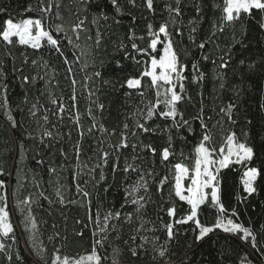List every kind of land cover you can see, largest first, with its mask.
I'll return each instance as SVG.
<instances>
[{
  "label": "trees",
  "instance_id": "1",
  "mask_svg": "<svg viewBox=\"0 0 264 264\" xmlns=\"http://www.w3.org/2000/svg\"><path fill=\"white\" fill-rule=\"evenodd\" d=\"M59 2L62 4L60 9L62 19L55 21L53 16L52 20L63 24L69 35H72L70 26L77 20V15L73 13H77L81 19H86V27L91 29L93 36L97 31V28L91 24L93 16L98 15L102 8L108 19L99 22V30L103 34L101 44L96 50L93 63L84 71H81L84 58L81 64L66 65L63 57L50 55L47 48L40 52L20 46L6 50V46L0 43V72L5 73L0 76V89L4 85L7 86L8 102L6 108L5 96L0 95V170L4 173L0 175V180L6 185L10 223L14 230L7 238L0 237V243L6 246L0 250V264H46V262L51 264L57 249L60 250L61 258L68 256L70 259H78L81 255L90 254L93 245L92 226L84 228L83 224L75 223L77 219L88 222L87 208L81 207L79 203L81 197L76 195L75 184L71 180L72 174L77 171L81 172V181L89 177L84 175L87 169L81 170L76 167L73 146L80 140V135L76 124L69 117L70 114L74 117L79 113L80 124L84 131L80 156L82 162L92 166L96 163L99 154L96 146L100 134L88 133L93 122L88 116L89 108L92 109L99 123L109 131L115 129L114 136L104 137V148L111 152L109 145L118 142L123 124L127 122L130 129L134 127L131 114L137 108H143L149 100L154 101V92L149 87L150 78L143 77L142 88L127 89L126 87V80L131 77L140 78L144 70V62L150 63V57L137 55L133 51L132 43H136L141 48L146 47L151 39L148 35V26H152L153 32H158L159 27L164 24L167 25L169 39L179 62L186 65L183 73L186 77L183 81L186 88L185 99L178 108L184 114V119L192 123L195 133L189 135L187 129H183V134L187 137L185 141L177 137L173 129L174 155H171L169 161L164 162L163 165L159 154L168 147V133L162 132L157 125H163L164 121L156 117L149 121V124L157 129L155 134L142 133L140 137L129 135L130 145L151 144L157 151V155L153 156L150 151L141 152L139 147L137 148L140 158L134 163L145 172L152 170L155 173V182L150 180L151 199L140 215L144 220L149 221L144 224L145 229L154 227L156 230L141 231L137 235L135 244L141 243L140 236H147L149 240L159 236L161 239L158 243H163L166 235L162 229V222L170 219L166 213L168 207L173 205L176 207L177 217L185 214L188 206L174 196L169 197L171 177L161 191H157V187L158 181L168 175L171 164L179 162L189 166L192 164V161L185 157L194 151V145L200 138V121L194 117L199 112L201 93H203L205 112L213 117L209 123L215 125L212 128L210 147L214 146L218 150L223 138L231 131H234L241 141L245 139L244 132L249 134L247 142L254 148L255 156L248 166L262 170L255 184L257 191L251 196L243 192V185L240 183L243 168L241 165H231L221 172V196L222 202L229 210L237 209L238 216L233 218L234 221L258 234L261 247L252 249L250 244H245L232 234L222 233L220 230L210 234L212 238L207 242L193 243L192 229L195 226L189 222L186 225L176 226L179 231L170 244L166 259L170 258L176 264L181 262L182 264H243L241 258L246 255L247 264H264L262 258L264 254V228H262L264 226V111L261 110V105L264 104V29L260 27V24L264 23V14L253 10L251 16L245 14L242 19L227 24L223 31H219L214 29L213 25L221 24L223 0H181L179 16L168 11L169 6L176 7V0H153L152 11L148 10L146 0H135V6L129 0H117L121 9L119 14L109 0H95L91 5L81 4L79 0H59ZM29 6L32 11H26ZM197 7L200 9L199 13ZM0 8L6 9L5 12H0V25L9 18L19 23L28 18L38 19L43 15L39 11L37 0H0ZM85 8L88 10L84 11ZM45 26L47 27V24ZM193 28L196 29L195 32L192 31ZM178 31L182 35H177ZM213 31H215L214 36ZM87 34L81 33L79 43L82 47L85 45ZM130 36L133 39H129ZM160 38L163 40L162 34ZM201 42H205L204 49L198 47ZM44 43L46 42L42 41V44ZM162 46L160 44L158 48ZM66 51L70 56L71 49ZM24 54L27 56V63ZM132 56H136L141 63H135L131 59ZM204 56L208 59H203ZM221 57L225 59L230 57L228 68H218ZM33 60L37 62L35 65L32 64ZM253 63L256 69L250 72L248 66ZM193 64H196L204 74L203 80L198 83H192ZM69 66L72 67L77 80L75 89L72 87L73 77L67 72ZM94 71L101 75L93 76ZM200 72L195 74L199 75ZM24 76L29 77V81L32 77H36V80L34 83L24 84L22 81ZM86 76L91 77L87 85L84 84ZM220 76H224L223 90L219 89ZM89 88L94 95L90 96ZM140 91H145L144 103H141V97L137 94ZM125 92H130L131 95H125ZM237 92L239 95L236 94ZM73 94L76 96L75 102L72 100ZM189 96L191 100L187 98ZM52 100H57L65 106L62 119L57 105L53 104ZM96 102L104 105L102 113L96 107ZM230 102L237 105L234 110L236 123H228L225 117L221 127L216 124L218 119L216 114L221 107H226ZM73 103L76 105L75 108L72 107ZM33 105H36L35 109ZM32 111H36V116L31 115ZM8 115H11L16 127H12ZM44 115L48 116L47 122L43 119ZM126 117L129 118L126 120ZM249 120L252 121L251 124L248 123ZM44 131H51L53 134L51 139L45 138L48 147L40 143ZM22 151L23 155H21ZM62 152L67 155H63ZM133 155L131 147L124 150L119 158L121 169L125 160L133 162ZM40 159L44 161L42 165L36 162ZM114 162L116 157L112 156L103 169L107 179L100 186L99 197L91 183L87 185V190L92 193L93 213L99 207L101 216L110 209L134 212L133 205L129 204L121 209V204L124 203L125 188L137 180L139 172L126 175L120 171L113 174L111 167ZM50 168L55 169V173H51ZM99 171L100 169H97V173ZM187 183L188 181H185V184ZM59 185L64 186L62 191L65 200L75 198L77 203H66L61 206L56 196V188ZM104 188L109 190L105 192ZM238 196H247V199L238 200ZM26 199L31 201L30 205L22 203ZM29 213L37 224L35 230H30L31 222L25 219ZM199 218L204 223L214 222L213 212L209 208H205ZM139 223L140 221L133 216L132 223L123 224L118 238L115 232L111 234L109 243L120 247L123 253L120 259L125 264H153L152 256L155 253L151 243L144 246L148 251H141L140 259L132 257L128 251L130 246H135L130 236L134 234ZM53 225L56 227L54 228ZM78 230H83L84 235L77 236L75 233ZM56 232L60 233V237L50 240L49 237H53ZM34 233L38 236L35 243L42 244L45 249L42 253L43 258L37 255L39 249L33 250ZM12 235L15 236L16 242H13ZM124 241H128V244ZM101 252H104V249H101ZM107 252H111L110 247ZM17 256L20 259H17ZM105 264L109 262L106 261Z\"/></svg>",
  "mask_w": 264,
  "mask_h": 264
},
{
  "label": "snow or ice",
  "instance_id": "2",
  "mask_svg": "<svg viewBox=\"0 0 264 264\" xmlns=\"http://www.w3.org/2000/svg\"><path fill=\"white\" fill-rule=\"evenodd\" d=\"M81 4L91 5L95 3V0H79ZM112 7L116 9L117 14L121 12L117 0H109ZM130 3L135 6V0H129ZM38 8L43 15L38 19H24L19 23L13 21L9 18L0 25V43L6 46V50H10L13 47L20 46L24 48H30L35 52H40L44 48H47L50 55H57L63 57V62L66 65L81 64L82 58L84 62L81 64V71L88 68L94 61L96 50L100 47L102 40V32L99 30L100 20L107 21L108 17L104 14L103 9L98 15L93 16L91 24L93 27L97 28L95 35L91 34V29L86 27V19L79 18L77 13V20L74 24L70 26V31L72 35L68 34L65 26L61 23H55L52 18L55 17V21L62 19L60 9L62 7L59 0H37ZM181 0H176V7H168L170 14L174 13L175 16L181 14L180 5ZM146 5L149 11L153 10V0H146ZM55 9V11H53ZM87 11L88 9H83ZM253 10L260 14H264V0H223V6L221 8V24L219 26L213 25L214 29L223 31L227 24H231L234 21L243 18V15L251 16ZM6 9L0 8V12H5ZM26 11H32L31 6L26 9ZM200 9L197 7V12ZM174 22V21H173ZM47 24V27L45 26ZM149 37H151L149 43L146 47L141 48L136 43H132V49L137 55H143L150 57V63L144 62V70L140 74V78L131 77L126 80L127 89H139L142 88L143 77L150 78V89L154 92V101L149 100L147 104H144L143 108H137L131 117L134 120V127L130 129L127 122L123 124V128L120 132V138L117 143L110 144L109 147L112 149L111 152L105 150L104 137H111L116 134L115 129L109 131L102 123H99L93 114L91 108L88 110V116L93 121L88 129L89 134L99 133L100 138L97 142L96 151L99 153L96 157V163L90 166L80 160L82 153L81 143L84 137L83 127L80 124L79 113L74 117L70 114V119L76 124L77 129H79L80 140L76 142L73 146V153L76 158L77 169H87L84 175L88 176L89 179L81 181V172L77 171L72 174L71 180L75 184L76 195L81 197L79 201L81 207L87 208V223L82 220L77 219L76 224H83L84 228H88L89 225L92 226L93 235V245L90 254L81 255L78 259H70L68 256L61 258L59 255L60 250L57 249L53 254L51 259V264H105L106 261L109 264H125L122 262L120 257L122 256V251L119 246L111 245L109 243L111 234L116 233L117 238L120 235V231L125 223H132L133 216L140 221L139 225L135 228L134 234L130 236L133 245L130 246L128 251L131 256L140 259V252H147L148 250L144 247L146 244L151 243L152 250L155 253L152 256L153 264H176L170 258L166 259L169 254L170 244L175 239L177 232V225H186L191 222L194 224L193 231V243L199 244L201 242H207L211 240L210 234H214L216 230H220L222 233L232 234L236 239L242 241L245 244H250L252 249H258L261 247L260 240L258 239V234L255 233L249 227H245L240 223L234 221V217L238 216L237 209L228 207L222 202L221 196V172L224 169L229 168L231 165H241L243 168L240 183L243 185V192L251 196L257 191L255 187L256 181L262 174V170L256 167H249V163L253 160L255 156L254 148L250 146L247 142L248 132H244L243 135L245 139L243 141L238 139L237 134L234 131L229 132L225 138H223V143L217 150L214 146L210 147L212 141V128L215 125L209 122L213 120L211 115H207L204 107V97L201 93V102L199 107V112L194 117L200 121L199 128L200 138L194 145V151L190 153L185 159L192 161V164L185 165L182 162L171 164L169 167L168 175H165L158 181L157 191H161L166 183H169V177H171L170 182V192L169 197H175L179 201L186 204L188 207L185 209V214L177 217V209L173 205L166 209L167 216L170 218L168 221L162 222V229L165 232L166 238L163 243H158L161 239L159 236H154L149 240L147 236H140L141 243L136 245L135 241L137 235L141 231H155L153 228H144L145 223L149 221L144 220L140 215L142 210L145 208L146 204L150 201V180L155 182V173L152 170L145 172L143 169L139 168L134 161L139 159L140 156L137 153V148L140 151H150L153 156L157 155V151L151 144H129V135L132 137H140L143 134H155L156 128H153L149 121L154 117L164 121L163 125H157L162 132L168 133V147L164 148L160 155L161 164L169 161V157L174 155L172 151L173 145V129H175V134L177 137L187 141V137L183 134V129H187L189 135L195 133V129L192 123L184 119V114L179 111L178 105L185 99L186 88L183 81L186 77L183 73L186 70V65L179 62L178 55L174 51L171 40L169 39V32L167 31V25H161L158 32H153L152 26L149 25ZM260 27L264 29V23L260 24ZM193 32L196 31L195 28L192 29ZM63 33V35H60ZM81 33H88L85 36V45L82 47L79 41L81 40ZM161 34L163 35V40H161ZM177 35H182L181 32H177ZM212 35H215L213 31ZM74 37V39H73ZM133 39V37H129ZM42 41L46 42L42 44ZM66 41V43H64ZM194 42V41H193ZM162 44V48H158V45ZM123 47V45H121ZM198 47L200 49L205 48V42H201ZM71 49V55L66 51V49ZM151 49V51H149ZM25 55V63H27V56ZM158 57V58H157ZM131 59L140 64L141 61L136 59V56H132ZM203 59L207 60L208 57L204 56ZM221 63L218 65L219 69H226L229 66V59L224 57L220 58ZM37 62L32 61L35 65ZM215 63V61H213ZM243 63V61H241ZM45 66H47L45 64ZM194 75L192 77V83H198L203 80L204 74L200 72L196 64L192 65ZM256 69L255 64H249L248 70L254 72ZM67 72L69 76H72V87L75 89L77 80L71 66L68 67ZM200 72L199 75L195 73ZM5 75L4 72H0V76ZM93 76L99 77L101 74L94 71ZM43 79V77H41ZM91 77L86 76L84 84H88ZM219 89L223 90L225 88L224 76H220ZM36 77H32L29 81V77L24 76L22 81L24 84L30 82L34 83ZM107 83V81H106ZM124 87V85H121ZM7 86L4 85L0 89V95L5 96L4 106L8 107V102L6 98ZM89 94L94 95V92L89 88ZM141 97V103H144L145 91H140L137 93ZM239 95V93H236ZM125 95H131L130 92H125ZM191 100V97H187ZM72 100L75 102L76 96L73 94ZM53 104L57 105V110L60 113V118L65 112V106L58 102L57 100H52ZM73 108L76 107L75 103L72 105ZM96 107L101 111L104 110V105L102 103L96 102ZM237 105L230 102L226 107H221L219 113H217L218 119L216 124L223 127V121L226 117L227 122L230 124H235L236 120L234 118V110ZM36 105H33V109ZM261 110L264 111V104L261 105ZM215 111V109H213ZM36 111H32L31 115L36 116ZM129 117H126V120ZM44 121H48V116L44 115ZM8 120L12 121V127H16L11 115H8ZM171 121V123H168ZM249 124L252 123L251 120L248 121ZM51 131H44L41 134L40 143L45 144V138H52ZM70 135V133H69ZM132 148L134 153L133 162L130 163L127 160L124 162V166L121 169L119 164V158L123 155L124 150ZM23 149V146H21ZM63 155H67L63 153ZM23 155V151L21 152ZM183 155V153H181ZM115 156L116 162L112 164L111 171L113 174L122 171L124 174H130L133 172H139L137 180L125 188V199L124 203L121 204V209L127 207L129 204L134 206V212H122L120 210H108L104 212L101 216V209L97 207L95 213L92 210V193L87 190V185L91 183L93 190L96 192L97 197H99L100 186L106 182V176L104 175V167L108 164L109 159ZM91 159V158H89ZM37 164H43L42 159L36 161ZM170 163V162H169ZM97 169H100L97 173ZM51 173H55V169L50 168ZM3 171L0 170V175H3ZM185 181H188L185 184ZM63 185H59L56 188V196L58 202L61 206L67 204H75L77 200L75 198L65 200L64 192L62 191ZM105 192L109 189L104 188ZM143 193L140 195L139 193ZM43 195V193H41ZM46 198V197H45ZM238 200H246L247 196L237 197ZM25 205H30L31 201L26 199L22 201ZM205 208L212 210L214 215V222L204 223L199 218L200 213L204 211ZM162 210H164L162 208ZM23 211V210H21ZM27 222H31V229L35 230L37 224L34 222L31 213L25 218ZM55 228L56 226L53 225ZM264 228V226H262ZM176 229V230H174ZM198 230V231H197ZM13 226L10 223L8 204H7V191L4 181L0 180V237H9V234L13 233ZM77 236H83V230H78L75 233ZM60 233L56 232L53 237L49 239L59 238ZM13 242H16V238L12 235ZM38 236L34 233L33 236V250L39 249L37 255L43 258L42 253L44 252V247L42 244H36L35 240ZM67 239V237H64ZM128 244V241H124ZM192 245H189L191 247ZM5 244L0 243V250L5 248ZM111 248V252L108 253L107 249ZM104 249V252H101ZM264 258V254H262ZM11 259V257H9ZM17 259H20L17 256ZM243 264H247L248 257L245 255L241 258ZM47 264V262H46ZM182 264V262H181Z\"/></svg>",
  "mask_w": 264,
  "mask_h": 264
}]
</instances>
